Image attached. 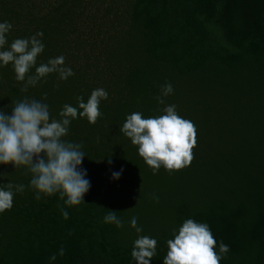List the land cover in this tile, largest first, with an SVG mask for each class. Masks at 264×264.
Wrapping results in <instances>:
<instances>
[{
  "label": "trees",
  "instance_id": "obj_1",
  "mask_svg": "<svg viewBox=\"0 0 264 264\" xmlns=\"http://www.w3.org/2000/svg\"><path fill=\"white\" fill-rule=\"evenodd\" d=\"M5 21L6 49L42 32L36 66L63 56L75 74L22 92L12 64L0 66V111L10 116L27 97L59 120L95 89L108 99L94 125L77 118L64 137L85 153L90 188L79 206L36 200L27 168L0 164V188H25L0 213V264H136L139 235L157 240L150 264H163L173 229L189 218L209 225L217 251L229 247L220 264H264V0H0ZM167 83L173 93L161 105ZM168 105L195 124L197 146L189 167L154 175L120 129L133 112L149 118ZM109 211L122 228L104 222Z\"/></svg>",
  "mask_w": 264,
  "mask_h": 264
},
{
  "label": "clouds",
  "instance_id": "obj_2",
  "mask_svg": "<svg viewBox=\"0 0 264 264\" xmlns=\"http://www.w3.org/2000/svg\"><path fill=\"white\" fill-rule=\"evenodd\" d=\"M11 29V23H0V66L12 64L16 80L23 82L22 92H26L29 86L35 87L49 74H59L60 80L75 74L65 66L63 56L36 66L37 58L45 47L38 38L43 36L42 32L27 39L17 38L6 49L7 34ZM33 68L34 73L31 71ZM161 91L162 95L156 99L163 105V97L172 94L173 87L167 83L161 86ZM107 99L108 93L104 89H95L86 103L83 97H77L78 107L65 104L59 113V120L51 118L46 103L27 97L13 105L10 116L0 111V164L27 168L36 200H40L41 195H58L65 205L79 206L90 188L86 170L80 167L85 153L81 144L67 141L64 137L68 135L72 120L87 118L94 125L101 117L100 102ZM162 112V115L149 118H144L140 112H133L126 117L120 129L138 147L139 156L154 175L161 167L169 174L189 167L197 146V129L191 120L178 115L175 105L165 106ZM121 172H113V179H119ZM24 190V185H13L11 182L0 188V213L11 210L15 192L23 193ZM61 213L64 219H68L67 211L61 209ZM104 222L115 224L117 228L123 227V221L115 211H109ZM130 226L138 234L143 231L136 217L131 218ZM173 236L166 242L167 253L163 264H220L229 252V247L223 242L219 243L217 251V240L209 225L191 218L186 219L178 231L173 229ZM156 254V239L139 235L134 241L131 256L136 264H150ZM60 255H63V249ZM51 259H56L55 254Z\"/></svg>",
  "mask_w": 264,
  "mask_h": 264
}]
</instances>
